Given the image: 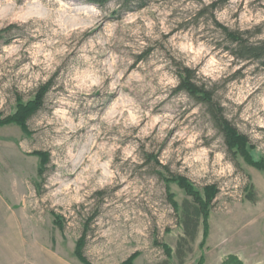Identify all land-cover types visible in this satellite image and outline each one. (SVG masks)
Returning a JSON list of instances; mask_svg holds the SVG:
<instances>
[{
    "label": "rangeland",
    "instance_id": "rangeland-1",
    "mask_svg": "<svg viewBox=\"0 0 264 264\" xmlns=\"http://www.w3.org/2000/svg\"><path fill=\"white\" fill-rule=\"evenodd\" d=\"M211 1L114 13L117 0H0V119L51 82L28 134L0 126V264H264V171L232 158L204 107L173 90L174 63L195 69L264 162V67L229 55L214 22L264 41V0ZM172 175L218 189L179 254L190 198Z\"/></svg>",
    "mask_w": 264,
    "mask_h": 264
},
{
    "label": "trees",
    "instance_id": "trees-1",
    "mask_svg": "<svg viewBox=\"0 0 264 264\" xmlns=\"http://www.w3.org/2000/svg\"><path fill=\"white\" fill-rule=\"evenodd\" d=\"M83 5H95L104 7L107 3L114 0H77ZM118 8L114 13L129 11L133 9L142 8L145 5L144 0H117ZM207 7L215 10L221 7V3L211 1ZM226 38V50L229 55L238 61H256L264 67V41L254 42L249 39L244 32L231 30L228 27L214 21ZM11 27H8L9 30ZM6 29L1 30L4 32ZM0 31V32H1ZM1 34V33H0ZM174 73L177 78V85L174 87V92L185 93L196 104L204 107L206 113L213 127L221 133L227 152L232 158L237 156L242 157L248 164H251L262 171H264V162L262 160L254 159L251 155L253 145L249 143L246 135L240 133L231 121L225 116L224 108L221 103L214 96V89L208 87L204 82L199 81L195 69H192L183 63H174ZM51 87V82L47 81L36 90L34 96L26 101L17 100L15 111L0 119V126L8 124L18 125L24 134H28L29 128L27 125L28 119L35 114L43 104L44 96ZM39 157V166L36 171V178L43 179L46 171V165L49 162V153L45 151L34 152ZM147 159L150 156L147 155ZM153 160H155L153 158ZM156 161V160H155ZM157 162V161H156ZM162 166V165H161ZM164 168V167H163ZM36 179V180H37ZM168 180H176L178 185L183 188L185 194L189 196L190 200H185L181 205V211L178 215V224L182 225L184 234L178 241L177 254H179L184 242L193 241L196 235L197 226L201 221H205L208 217L212 206V201L218 193L215 185H206L202 191L196 189L189 181H186L181 176H170ZM38 189V185L36 186ZM246 198L250 201L254 199L253 185L249 184L247 187ZM170 203L175 211L180 210V206L172 199L169 194ZM92 220L90 217L87 221ZM86 226V224H85ZM84 229L82 235L85 236ZM81 239L78 242V248L81 247ZM78 258L86 263V260L81 253H76ZM230 261V259L228 260ZM233 264H241L237 259Z\"/></svg>",
    "mask_w": 264,
    "mask_h": 264
},
{
    "label": "bare ground",
    "instance_id": "bare-ground-1",
    "mask_svg": "<svg viewBox=\"0 0 264 264\" xmlns=\"http://www.w3.org/2000/svg\"><path fill=\"white\" fill-rule=\"evenodd\" d=\"M90 9V7H81V8H79V11H81V12H84V11H88Z\"/></svg>",
    "mask_w": 264,
    "mask_h": 264
}]
</instances>
